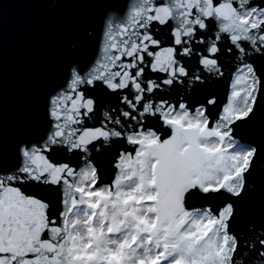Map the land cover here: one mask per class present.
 <instances>
[{
  "label": "snow or ice",
  "instance_id": "snow-or-ice-1",
  "mask_svg": "<svg viewBox=\"0 0 264 264\" xmlns=\"http://www.w3.org/2000/svg\"><path fill=\"white\" fill-rule=\"evenodd\" d=\"M125 7L49 96L39 138L0 164V264H264V220L241 225L237 208L258 149L236 138L264 101V0ZM226 55L238 64L213 116L217 98L193 95Z\"/></svg>",
  "mask_w": 264,
  "mask_h": 264
},
{
  "label": "water",
  "instance_id": "water-1",
  "mask_svg": "<svg viewBox=\"0 0 264 264\" xmlns=\"http://www.w3.org/2000/svg\"><path fill=\"white\" fill-rule=\"evenodd\" d=\"M133 0H0V164L17 163L21 141L36 140L47 126V100L65 81L70 65L90 63L97 55L102 20L122 17ZM231 61V62H230ZM224 76L208 81V88L193 99L211 94L218 104L216 116L227 102L238 61L223 59ZM257 75L264 73V58H255ZM152 75V74H150ZM99 95V93H92ZM177 97H173L175 99ZM103 107L113 103L100 96ZM86 126H99L93 120ZM245 146H256L248 191L237 203L241 225L264 220V101L256 117L236 132ZM114 154V153H113ZM61 162L77 163L71 154H57ZM115 169L105 165L103 183H110ZM56 204V196L48 194ZM55 210V209H54Z\"/></svg>",
  "mask_w": 264,
  "mask_h": 264
},
{
  "label": "rangeland",
  "instance_id": "rangeland-1",
  "mask_svg": "<svg viewBox=\"0 0 264 264\" xmlns=\"http://www.w3.org/2000/svg\"><path fill=\"white\" fill-rule=\"evenodd\" d=\"M232 90V89H231ZM238 140V139H237ZM241 146H243V147H247V146H245V145H243V144H241Z\"/></svg>",
  "mask_w": 264,
  "mask_h": 264
}]
</instances>
